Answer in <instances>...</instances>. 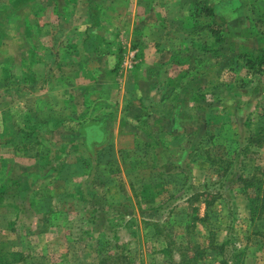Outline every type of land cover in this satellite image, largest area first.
<instances>
[{
	"label": "rangeland",
	"instance_id": "rangeland-1",
	"mask_svg": "<svg viewBox=\"0 0 264 264\" xmlns=\"http://www.w3.org/2000/svg\"><path fill=\"white\" fill-rule=\"evenodd\" d=\"M2 1L7 6H0V24H4L0 28L5 36L0 38L2 41L0 60L5 59L6 63H9L8 66L12 65L11 72L16 70L19 72L23 60L21 58L27 55L29 41L27 42L24 37L22 22L34 19L41 24L43 21H49V24L55 27L46 28L51 30L47 31L53 32L52 38L49 36L50 43L53 45L59 42L63 44L64 38L70 36L77 39L76 35L65 27L67 25H58L55 15L50 14L53 18L45 20L43 16L36 13L37 11H34L36 9L32 8L29 2ZM188 1L193 5L201 2L200 0ZM203 1H209L212 6L214 11L212 20L215 25L222 28L223 40L217 42L212 37L211 30L207 27L209 17L205 15V12H199L196 19L199 29L197 30L194 24L195 38L193 39L208 48L199 49V52L195 50L193 59L187 63L183 61L178 65V61L167 62L160 68L163 69L162 73H160L161 70L158 71L159 65L152 64L148 72L139 80L142 93H145L150 85L152 87L160 81L167 84L169 76L171 77L175 72L182 73V70L193 72L195 79L189 80L188 83L191 86H200L198 89L202 91L195 94L199 102L192 110L187 108L178 110V116L183 117L181 121H178L179 127L175 126L176 123L169 117V114L176 110L175 102L168 105L165 102L173 99L170 97L172 94L169 88L163 95L161 91L152 92L145 94L144 98L139 101L134 98L137 97L135 94L130 93L133 79L128 70L133 64L126 61L133 46V42L129 40L131 39L130 31L126 35L123 30H120L119 42H124L127 46L122 45L121 47L124 50L121 71L113 73L112 76L106 74L105 69L102 68L100 72L96 71L95 62H88L81 70L79 63L74 62L73 57H68L66 64L62 67L67 87L81 85L82 91L80 89L78 91L82 92V96H84L85 89L95 91L88 98L84 97L85 101L93 100L89 106L90 112L96 113L108 108L113 112L111 114L122 118L121 121L116 119L113 121L114 137L120 122H128L131 125L138 117L147 118L148 121H144L145 124L142 126H132L134 129L142 130L139 131V136L135 135L136 139L128 137L123 140V137H120L119 145L125 146L127 150L136 149L138 145H144L140 140H146L147 132H150L156 139L155 152L158 153L155 157L146 153L144 163L141 162L138 168L134 167L130 174L124 171V174L113 175L117 183L115 186L118 185L119 188L111 187L100 178L94 180L96 169L90 170L86 165H83L86 168H80V170L77 168L78 171L64 169L62 161L69 164L84 158L89 160L94 154L87 153L81 141L73 143L69 139L67 135L71 128L60 126L58 130H50L41 138L45 140L43 145H40L39 149L34 146V150L39 151L41 157H37L36 160L39 158L38 163L35 164L36 160H34L33 164L43 165V167L39 172L42 177L36 178L35 176L39 174L35 170L36 166L32 164L34 168L29 176V181H32L30 186H32L30 189L26 188L29 197L33 194L32 198L23 199L16 208L0 205V256L5 255V252H12L15 254V261L12 264H105L104 261L107 260L105 258L108 255L112 260V262L109 260V264H166L170 260L171 262L178 261L184 255H192L191 250L187 251L188 245L191 248L195 244L207 243L204 237L206 224L199 219H194L196 215L197 217L203 216L206 211L203 199L207 197L216 199L210 211L212 217H215L211 219L210 225L216 229V242L226 243L225 252L216 256L217 258L213 260L214 264H220L218 258L221 256L228 259L230 263H234L239 253L237 251H241L242 247L245 249L244 262L253 260L263 262V253L257 251L254 253L253 247L256 245L251 236L248 237L247 200L241 192L236 190V187L241 186L238 183L241 175H250L257 166L264 164V150H254L252 145L246 144L249 128L244 121L249 117L258 120L262 114L261 111L264 110L263 90L259 91L260 85L262 87L264 85V72H256L258 68L264 69V64L251 69L240 68L244 63L235 64L236 48L232 44L233 35L238 34L234 26L246 27L247 23L253 24L256 20L263 24L258 19V13L250 10L253 3L261 0ZM11 2L15 9L14 15H9ZM189 5L182 9L187 10ZM241 5L249 7L245 8V12L240 15L241 12L238 11ZM182 9H179L177 14H181ZM188 21H191L189 15ZM191 22H195V19ZM240 30L242 34L248 32L246 28ZM259 33L263 34L264 31H258L256 36H259ZM59 34L62 35L61 39L55 43L53 38L59 37ZM64 50L65 47L61 48L57 55L51 52L43 56L41 53V58L44 59V70H50L51 76L54 74L53 69H58L55 65L58 64V59ZM258 54L259 52H252L247 55ZM184 64L186 66L182 68ZM80 70L85 71V77L80 75ZM74 77H76L75 82ZM44 79L42 78L43 81ZM53 80L56 81V78L46 79L44 84L50 83L54 86L56 84L51 83L54 82ZM4 81L9 89L6 94L2 93V99H7L5 100L7 102L11 96L17 97L16 112L10 115L9 110L4 109L8 114L5 117L7 125L12 124L16 129L25 125L23 124V119L27 117L24 113L25 101L28 100L29 105L34 104L33 101L31 102L30 92H33V96L41 93L43 91L41 88L45 85L41 86L39 82L37 86H32L25 82L10 81L9 78ZM238 83L244 88L245 95L242 94V90L234 89L238 87ZM182 84H184L183 80ZM19 86L22 87L21 90ZM221 86H223L222 92ZM255 86L258 87L257 90ZM34 87L35 89L31 90ZM173 88H175L174 85ZM252 91L250 96L254 94L256 97L251 98V102L247 101L242 105L244 111L236 110L240 97H247ZM181 93L184 96V91ZM221 93L223 96L226 95V104L221 103ZM179 96L180 93L176 99H179ZM162 97L163 104L159 105L158 109L156 108L160 112L159 116H155V119L149 118L147 114L149 110L144 105L158 102ZM229 101L232 104H227L230 103ZM130 104L133 105L130 106ZM232 113L234 117H231ZM226 114L228 117H225ZM227 119H232V121ZM262 123H264V118L262 121H256V125H262ZM179 128L181 139H176L175 134ZM42 131V133L47 132L46 127ZM203 136L208 142L201 140ZM7 137L10 138V135L6 134ZM16 138L15 141H18ZM2 142L3 140L0 141L1 144ZM202 142L204 146H201ZM244 145L248 146L247 151H244ZM195 149L197 150L194 151ZM34 150L30 147L29 153ZM183 151L191 153L187 155L188 158L178 159V154ZM206 155L215 159V166L208 168ZM20 156L16 162L19 167H22L25 162L30 164L29 161H33V159L26 161L28 158ZM157 161V166L162 172L169 171L167 169L175 164L178 168L175 173L178 174L174 177L169 172H165L169 173L165 176L155 175L153 170L146 169L150 163L156 166ZM220 170L221 175H219ZM158 183H163L168 187L160 186ZM123 184L125 191H122L120 187ZM172 184L176 186L177 191L173 192L169 189ZM186 226L191 234L184 238ZM171 230L179 231L182 236L177 238L178 244H173V253L169 257L161 252L160 248L165 247L167 242L171 241L165 237ZM210 257L211 252L206 254L202 260L203 263L209 264Z\"/></svg>",
	"mask_w": 264,
	"mask_h": 264
},
{
	"label": "crops",
	"instance_id": "crops-1",
	"mask_svg": "<svg viewBox=\"0 0 264 264\" xmlns=\"http://www.w3.org/2000/svg\"><path fill=\"white\" fill-rule=\"evenodd\" d=\"M17 2V0H14ZM29 2L32 5V8H35L37 11L36 13L39 16H43L46 20H51L53 17L51 15H55L57 17L58 25L61 24L67 25L65 26L68 31H72L74 35H76V38L67 37L64 38L63 44H52L50 43V39L52 38L53 32L49 28H55L54 26H51L49 24V21H43L41 24L32 19L27 20L25 23H21L24 28V37L26 41H29V44L27 45L28 50L26 52L25 58L21 62V68L19 69V72L12 70V65L8 66L9 63H6L5 59L0 60V131L3 130L4 123L6 121L5 117L8 115L6 113V110H9V114L11 115L12 112H16V96H11L8 101L7 99H2V93L6 94L8 92L9 87L4 79L9 78L10 81H16L17 83H26L31 84L32 86H37L39 82H41V86L46 82V79H53L56 78V81L51 82L52 84H56L54 86L45 85L41 88L43 90L41 93H36L33 96V92H30V95L32 100L36 97H42L47 98L51 95H58L59 97V103L58 105H61L63 100H70V104L68 103V106L70 107L71 103L74 102H82V92H79L78 89L82 91V86L77 84L74 86L67 87L65 83V76L62 70V67L66 64V60L73 57L74 62H78L80 69H84L85 65L88 62H95L96 65L94 69L98 72H100V69H105L106 74L113 75V73H110L109 70L113 68L116 64V61L118 57H120V64L118 71H121V63L124 58V50L122 45L127 46V44H124V42H119V36H120V30H123L124 34L127 35V32L130 31V41L133 42V46L131 47L132 51L129 53V56H127L126 61H130L133 65L132 68L129 69V73L132 75L133 81L130 85V93L132 92L137 97V100H142L145 96V94L152 93V92H160L162 95L164 92L168 91L170 89V93L173 98L171 101H165L168 104L175 102V111L172 114H169V117L171 118V121H173L175 126H178V121H181L183 119L182 116H178L177 112L179 109H189L192 110L194 106H196L199 102L195 94L198 92H201L202 89L200 86L195 87L194 85L191 86L188 81L191 79H195L193 76V72H184L182 70V73L175 72L173 73V77L169 76V81L166 84L165 82L160 81V83L154 84L152 87L151 85L148 87V90L145 93H142L143 90L139 85V80L148 72V70L151 68L152 64L159 65L158 71L160 73L163 72L162 68L164 65L167 64V62H177L178 65L180 62L185 61L187 63L188 61H191L192 56L194 54V51L197 50L198 52L202 50L203 48L201 46L202 43H199L195 38V35L193 33L194 30V24L196 25V29H199V23L197 22H189L188 21V15L191 18V8L193 7V3L189 2L188 0H22V2ZM201 2L203 0H200ZM16 5V3H14ZM191 4V5H189ZM207 4H210L209 1H207ZM189 7L187 10L182 9L183 7ZM250 5V4H249ZM0 6H7V4H4L2 0H0ZM11 6V9L9 8ZM10 6L8 7V10L10 9L9 15H14L15 9L14 5L11 2ZM258 6V7H257ZM249 6L241 5L238 12H245V8L247 9ZM180 10L181 14H177L178 10ZM250 10L254 11L253 13H258V19L263 23H258L259 21H255L253 24L247 23L246 27H240V26H234V30L238 32V34L233 35L234 41L232 44H234L236 51L235 55L238 54H251L259 52L264 53V33H259V36H256L258 31H264V0H261L260 2L253 3L252 6H250ZM40 13V14H39ZM250 13V11H249ZM51 14V15H50ZM263 14V15H261ZM37 15V16H38ZM38 16V17H39ZM42 17V18H43ZM34 18V17H33ZM37 18V17H36ZM72 24V25H71ZM4 24H0V27L2 28ZM0 28V33H1ZM246 28L248 31L246 34H242L240 29ZM40 31V32H37ZM49 30V31H47ZM80 35H82L80 37ZM189 35V36H186ZM51 36V38L49 37ZM58 36V35H57ZM56 36V37H57ZM62 35L59 34V37L53 38L55 40V43L60 40ZM79 38H78V37ZM180 36V37H179ZM4 34H0V38L2 39ZM2 43V41H0ZM62 43V41H61ZM129 44V43H128ZM65 50L62 51L60 58L58 59L59 62L55 66L58 68L57 70H54V74L51 76L49 73L50 70L45 71L44 70V59L41 58V53L44 55L51 54L57 55L61 48H64ZM200 49V50H199ZM189 50V51H188ZM123 51V52H122ZM122 52V53H121ZM196 52V51H195ZM82 53V55H81ZM234 54V53H233ZM231 54V55H233ZM233 55V56H235ZM237 58V56H236ZM235 58V59H236ZM18 63V62H17ZM63 64V65H62ZM129 64V63H128ZM62 65V66H61ZM177 65V66H178ZM174 66V64H173ZM176 66V65H175ZM186 64L182 66L184 68ZM138 67V68H137ZM150 67V68H149ZM149 68V69H148ZM156 68V67H155ZM79 71L80 75L82 77H85L83 71ZM117 71V72H118ZM48 72V73H47ZM47 73V74H46ZM116 73V72H115ZM159 74V72H157ZM165 73V70H164ZM223 73V72H222ZM46 74V76H45ZM94 75V74H91ZM178 75V77H177ZM53 77V78H52ZM78 77V76H77ZM17 78H21L17 80ZM26 78V79H24ZM34 80H32V79ZM42 78H45L43 81ZM74 82L76 77L73 78ZM182 80L184 81V84H182ZM9 81V84H10ZM178 84H177V83ZM251 82V81H249ZM252 83V82H251ZM162 84V85H160ZM173 85L175 88H173ZM169 88V89H168ZM173 88V89H172ZM197 88L198 90H194ZM246 88V87H245ZM22 87H20V90ZM35 87L31 90H34ZM72 89L74 91L75 98L74 100L68 99V93L69 90ZM185 89V90H184ZM223 86H221V92H222ZM235 90H242V94H244L241 84L238 83V87H234ZM255 89L257 90L258 87L255 86ZM70 92H73V91ZM234 90V91H235ZM249 90V89H248ZM260 90H263L264 94V85L263 87L260 85ZM182 91H184V96L182 95ZM85 92H87L88 96L91 93H95V91H90L88 89H85ZM90 92V93H89ZM250 92V91H249ZM22 93V92H21ZM178 93H180L179 99L177 98ZM253 93V91L246 97H240V103L238 104V109L243 110L242 105L245 102H251V98H255L256 96L253 94V96H250ZM29 95V96H30ZM187 95V96H185ZM79 99H77V97ZM250 96V97H249ZM65 98V99H64ZM226 95L223 96L221 93V103L225 102L227 99ZM264 100V95H263ZM93 100L89 101L91 104ZM164 102L163 97L158 100V102H150L149 104L144 105L149 112L147 113L149 118L155 119V116H159L160 112H158L159 105H162ZM227 104H232L231 101ZM26 106L24 107V110H27L28 106V100L25 101ZM196 103V104H195ZM133 104H130V106ZM101 106V105H99ZM57 108V107H56ZM100 108V107H99ZM122 108V107H121ZM144 108V107H143ZM157 108V109H156ZM6 109V110H4ZM244 111V110H243ZM92 113V111L88 112ZM113 112L109 111L107 109H102L100 112L92 113L93 116H99L100 118H103L102 120L105 121L104 123V130L106 131V143L107 144H113V148H115V155L117 163L121 164L120 162V155H119V149H124L125 146L119 145V139L120 137H123V140L127 139L128 137H133L135 139V135L139 134L138 129H134L132 126H138L145 124L144 121L147 118L145 116L138 117L134 119L133 123L131 125L128 122H120L117 128V132L114 134L112 133V129H114V119L117 121H121V117H117L116 114H111ZM262 114H264V110L261 111ZM145 115V113H143ZM225 117H228V114H226ZM234 117V113H232V116ZM228 121H232V119H227ZM255 120V121H254ZM245 124L247 122L249 123V134L246 140V144H249L248 138L251 133H254L255 127H256V121H258L256 118H247L244 120ZM14 126V125H13ZM177 133L175 134L176 139H181L180 137V128L178 129ZM133 132V133H131ZM1 136V133H0ZM12 137V136H11ZM10 137V138H11ZM8 138V137H7ZM6 134L3 136V138L0 139V141L3 139L5 141ZM114 138V140H113ZM201 140H205V137H201ZM45 141V140H44ZM206 141V140H205ZM43 145V144H42ZM204 143L202 142L203 146ZM251 146V145H249ZM254 150H264V146L262 148H259L255 145H252ZM195 149L194 151H196ZM193 151V150H192ZM185 153L184 157L182 154ZM190 151H183L180 154H178V159L182 157V159H185V157L188 158L187 155H190ZM19 155H15L14 151L12 149V146L9 144H1L0 143V173H2V169H7V171H3L6 176L10 177L13 176V179H16L19 174L22 173L24 170L26 172V175L20 177V179L24 178V181H28V188L30 189L31 182L29 181V176L33 172V168L36 166L35 164L38 163V160H36L35 164L34 160L31 161L28 158L26 161H29L30 164H27V162L22 165V167L18 166L17 159ZM21 157V156H20ZM27 158V157H26ZM22 159V158H20ZM32 164L34 167H32ZM3 165L5 167H3ZM121 167V171L119 173L124 174V170L122 168V165H119ZM43 165H39L35 167L36 172L39 174L38 176H35L36 178L42 177V175L39 173L42 170ZM209 168V165H208ZM178 168L175 166V164L172 165V168L170 167L169 171H161L158 166H156V169H154V172H158L157 174H169L174 177V175L178 174L175 173ZM80 170V168H79ZM74 171H78L74 170ZM202 171L203 168H202ZM45 172V170H43ZM169 172V173H165ZM201 172V171H200ZM110 173V172H108ZM44 174V173H42ZM34 179V178H33ZM104 183L110 184L111 187H116L115 184V178L112 174L102 175L100 178ZM239 183V182H238ZM26 184V183H25ZM160 186H166L165 184H159ZM119 188V186L117 185ZM116 187V188H117ZM122 187V191H125V186L120 185ZM164 187V188H165ZM170 190H173V192L177 191L175 185L169 186ZM28 195V194H27ZM33 194L30 195V198H32ZM29 197V195H28ZM27 197V198H28ZM5 201H8L5 200ZM10 201V200H9ZM21 202L18 200V203ZM5 203V202H4ZM2 205V204H1ZM20 205V203H19ZM4 206V205H3ZM7 207V206H6ZM8 207L10 208V204H8ZM16 208V207H13ZM182 235L180 233H175L174 237L179 238ZM255 243V242H254ZM256 246L253 247L254 253L261 252L264 255V246L262 244H256ZM165 248L164 246L162 249ZM241 251L245 254L244 247L240 248ZM240 253V251H237ZM243 254V255H244ZM264 258V257H262ZM259 261H245L244 264H264L263 262Z\"/></svg>",
	"mask_w": 264,
	"mask_h": 264
},
{
	"label": "trees",
	"instance_id": "trees-1",
	"mask_svg": "<svg viewBox=\"0 0 264 264\" xmlns=\"http://www.w3.org/2000/svg\"><path fill=\"white\" fill-rule=\"evenodd\" d=\"M205 12V15L209 17V23L208 28L211 30L212 37L217 41H222V28H220L218 25H215L213 23L214 18V11L210 4H207V2L202 1L198 2L193 5L191 8V21L193 19H197V16L199 15V12ZM37 16V15H36ZM37 32H40L37 30ZM204 49H207L208 47L203 45L201 46ZM216 51V50H215ZM240 55V56H239ZM237 55V59L235 64L244 63L241 64L240 68H246L251 69L255 68L256 66H262L264 64V53H260L255 56H250L247 54H239ZM118 61H116V64L113 68L109 70L110 73H115L118 71L119 64H120V57L117 58ZM138 68V67H137ZM256 72L263 73L264 69L258 68ZM235 73V70L233 74ZM21 78H17L19 80ZM26 79V78H24ZM32 79V78H31ZM34 80V79H32ZM20 89V86H19ZM72 89L69 90L68 93V99L74 100L75 95L74 91L70 92ZM82 96V95H81ZM59 96L54 94L47 98L42 97H36L33 100V105L27 106V110H24V113L27 117L23 119V124L16 129H14L12 124L7 125V122L5 121L3 130L0 131L1 136L0 139L3 138L5 134H9L11 138L3 140L2 144H9L12 146V149L14 151L15 155H21L27 158H33V160H36L37 157H41L39 151L34 150V146L39 149L40 145L44 143L43 138L46 134L50 132V130H58V127L63 126L71 128L68 130V137L72 140L74 143L75 141H81L83 148L89 152L90 154H94L92 158L87 160L86 158L82 160H75L69 164H66L62 161V166H64V169H73L77 170V168H89L90 170L96 169V179L101 178L102 175L112 174L115 175L121 171V167L119 165H122V168L127 174H130V171L134 169V167L138 168L143 162V160L146 157V153L151 156L157 155L158 152L156 151L157 142L156 139L152 137L150 132L148 133V137H146V140L141 139L140 142H143V146H137L136 149H129L127 150L126 147L124 149H119V155H120V162L121 164H118L116 158L114 157V149L113 144H107L106 143V131L104 130V123L103 118H100L99 116H93L92 113H89V101H85V98H88L87 92H84V96L82 97V102H72L70 107L68 106V103L70 104V100H63L61 105H58L59 103ZM77 97V96H76ZM65 99V98H64ZM76 99V98H75ZM77 99H79L77 97ZM57 107V108H56ZM264 118V114H260L258 117V121H262ZM247 127L249 126V123L247 122ZM46 127L47 132L42 133L43 129ZM138 131H142L140 128H136ZM70 131H72V135H70ZM132 133V132H131ZM139 136V135H138ZM18 139V141H15V138ZM137 137V135H136ZM151 138V139H150ZM212 138V137H211ZM211 138H209V141H211ZM136 139V138H135ZM148 140V141H147ZM208 142V140H206ZM249 145H255L259 148H262L264 146V123L262 125H256L254 133H251L248 138ZM34 150L31 153H29L30 147ZM204 146V145H203ZM243 148L244 151L248 150V146L244 145ZM141 151H144L141 153ZM185 153L182 154L184 157ZM132 156V157H128ZM206 160L209 163V166H215V159L210 156L206 155ZM156 159V158H155ZM221 160L222 156H221ZM142 162V163H141ZM83 165H86L83 166ZM158 165V161L156 163V166ZM145 166V165H143ZM156 166L150 163L146 167V169H151L154 172V169H156ZM3 167H5L3 165ZM172 168V165H171ZM3 171H7V169H2V173H0V205L8 206L10 204V207H19V201H22L23 199L28 197V192H26V188H28L29 184L28 181L23 179H20L21 176L24 174L26 175V172L23 170L21 174L18 175L16 179H13V176H6ZM110 172V173H108ZM154 172V174L156 175ZM151 174V172H149ZM164 175V174H163ZM219 175H221V170ZM165 176V175H164ZM172 176V175H171ZM173 177V176H172ZM239 183L241 186L236 187L241 194L245 197L247 200L246 206L248 207L249 212V228L247 230L248 237L251 236V238L254 240L256 244H262L264 246V164L261 166H257L253 173L247 176L241 175L238 178ZM26 183V185H25ZM36 192V191H34ZM30 198V197H28ZM8 201H5L7 200ZM10 200V201H9ZM204 204L206 207V211L204 212L203 216L197 217V215L194 217V219H199L203 223L206 224V231H205V239L207 241L206 244L199 243L195 244L191 248L187 247V251L191 250L192 255H184L181 257L178 261H172L167 262L166 264H205L203 263V259L205 258L206 254L211 252V257L209 260V264H214V261L218 256L221 255V253L225 252V242L223 243H217L216 237L217 232L216 229H213L211 227V219L215 218L212 217L210 211L215 203V198L208 199L205 197ZM5 202V203H4ZM218 220V217H216ZM178 226V225H177ZM176 226V227H177ZM187 226L185 227V234L183 237L190 235L187 231ZM175 233H179L177 230H171L169 234H166L165 237L170 239L171 241H168L165 245V248H160L161 252H164L165 255H168L169 257L173 253L172 246L173 244H178L177 238L174 237ZM184 233V232H182ZM181 238V237H179ZM217 243V244H216ZM9 253V254H8ZM220 253V254H219ZM237 259L234 261V263H230L228 259L224 257L218 258V262L220 264H244L243 260V251H240V253H237ZM15 254L12 252H5V255L0 256V264H12L13 261H15ZM104 262L105 264H109L110 261V255L106 257ZM110 260V261H109Z\"/></svg>",
	"mask_w": 264,
	"mask_h": 264
}]
</instances>
